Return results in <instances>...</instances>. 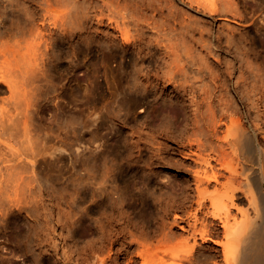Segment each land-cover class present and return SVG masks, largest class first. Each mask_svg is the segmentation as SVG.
I'll use <instances>...</instances> for the list:
<instances>
[{"label":"rangeland","instance_id":"obj_1","mask_svg":"<svg viewBox=\"0 0 264 264\" xmlns=\"http://www.w3.org/2000/svg\"><path fill=\"white\" fill-rule=\"evenodd\" d=\"M60 1L49 0L50 7L45 0H0V78L6 81H0V102L5 107L0 112V122L5 124L8 114L19 105V111L31 112L32 130L29 140L21 132L18 134L16 147L22 164L17 176L0 164V264H77L79 261L82 262L78 264H97L98 258L109 249L114 255L120 247L118 260L124 264L138 250L146 255L148 235L161 237L167 221L177 212L182 215L190 209L192 198L183 209L170 207V210L166 205L176 199L175 192L181 184L192 181L190 174L196 162L188 150H196V144L192 142V145L187 138L192 133L191 124L182 126L185 119L181 118L186 115L174 103L176 94H170V85L164 89L162 83L156 87L151 84L152 88L149 85L147 90L139 83L134 91L130 79L133 67L128 60L134 54L122 51L119 35L115 36L118 47L114 46V16L122 18L125 11L128 14L129 9L121 10V7L126 3L132 8L136 0H126L129 4L122 0L123 5L115 6L113 0L109 3L112 9L102 0H78L80 4L85 2L84 6L76 5L78 15L86 4L88 7L79 16L84 25L79 21L81 28L78 25L75 29V26L64 29L63 23L70 22L71 13L76 11L72 4H77V0H67L72 5L70 11L67 2ZM39 2L45 5H38ZM137 3L146 14L151 13L145 8L146 0ZM179 3L175 2L179 11L195 17H192L194 24L198 19V25H205L201 21L207 20L206 26L226 40L227 45L221 40V46L229 47V50L224 47L215 50L219 54L216 58V53H206L194 45V55L205 56L209 67L219 71L224 69L221 58L222 61L229 58L231 63L243 59L251 68L248 69L257 71L264 79L263 2L240 0L238 12L242 19L217 15L214 23ZM127 18L125 26L131 36L136 35L130 13ZM36 25L43 26V31L48 29L44 32L49 41L37 42L36 29H32ZM225 35L231 37L227 39ZM29 60H33L30 65ZM146 65L140 60L137 66L146 70ZM149 69L154 71L155 67ZM9 80L13 90L7 86ZM260 107L264 109V105ZM161 108L168 115V128L159 122ZM187 110L189 115L191 109ZM242 110L246 114L243 120L251 126L253 112L249 115L246 106ZM224 127L211 140L215 145L210 147H218V151H212L213 148L209 151L207 147L204 152H214L222 162L232 164L234 160L233 164L239 165L234 149L223 138ZM0 139H7V133L1 132ZM256 143L264 151V139L259 136ZM249 172L240 173V179L249 182L243 185L244 192L238 191L243 199L236 200L239 211L234 210L242 220L254 218L256 208L259 212L264 208V183L254 184L250 175L247 178ZM237 181L240 182L239 178ZM16 184L17 198L13 195ZM224 190L222 196H226ZM168 222L167 226L171 221ZM177 239L165 246L170 253H183L186 249ZM205 244L213 245L211 241ZM136 258L138 262L141 260Z\"/></svg>","mask_w":264,"mask_h":264},{"label":"bare ground","instance_id":"obj_2","mask_svg":"<svg viewBox=\"0 0 264 264\" xmlns=\"http://www.w3.org/2000/svg\"><path fill=\"white\" fill-rule=\"evenodd\" d=\"M45 1L49 4V0ZM61 1L64 2V0ZM65 1L68 4L69 0ZM102 1L109 5L113 0ZM121 1L122 0H114V6L115 4L119 5V3L123 5L124 2L121 3ZM124 1L127 2L128 0ZM134 1L131 0V2ZM176 1L186 5L192 10L200 12L201 15L203 14L207 16L208 18H205L209 19L212 23L218 19L215 18L217 15H222V17L226 18H229V15H231L234 18L242 19L240 11L238 12V4L240 3V0H146V3L148 4L145 5V8L146 10L151 11L150 14H146L147 11L144 12V8L137 3L136 0V2L132 4L130 3L132 8H129L126 3L121 7V10L129 9L130 19L133 20L132 24L135 27L134 32L136 35L133 34L135 36H131V32L129 33L130 30L125 26L124 20L125 17L128 19L127 15H129V13L126 14L127 12L125 10L126 13L122 11V18L119 17L120 19L118 17L115 18L114 16V46L118 47L117 37L115 36L119 35L122 51L134 54L132 56L130 55L131 57L128 59L130 65L133 67L130 76V79L132 80V89L136 91L139 83H141L144 88H147L149 85L151 86V84L156 87L158 84L162 83V87L166 89L170 85V94L171 92H175L176 94H174L176 96L174 103H178L177 105L182 108L180 111H184V115H186L185 118H181L185 119L183 120L185 123L182 126L186 128L191 124L192 130H188L192 131V133L189 132L192 136L188 137L190 135L188 134L187 138L192 145V142L196 144V147H194L196 150H188V154L189 151L194 154L195 157L193 156L192 158H194L196 162V164H194L195 167H193L194 165L192 166V174H190L192 175V181L188 179L192 185L187 180L185 183L183 181L184 184L179 186V191L175 192L178 198L177 196L176 199L173 197L174 199L168 201L166 205L168 206V209H170V207L173 209H183L188 204L185 205L186 201L192 198L188 205L190 209L187 212L185 211L186 213L182 215L177 214V212L173 219L170 220L171 222L169 221L170 223L167 221L169 223L168 226L166 224L167 222L165 223L166 227H164L165 225L163 224L164 229L161 237L157 238L156 236L148 235L147 239L149 240L147 241L148 246L146 249V255L144 253L145 251L138 250L135 255L129 256L128 259H126L127 261H124V264H264V208H262L260 212L256 208L255 217L248 220L238 219L236 217V211H234H239L237 201L243 199L242 193L238 194V191L244 192V188L242 189V187L245 183L249 182L248 180L242 181L239 177L240 173L243 175V172L250 171L247 175L248 179V176L250 175L251 181L257 186L264 183V151L261 150L259 144L256 143L259 136L264 139V109H260V106L264 105V79L261 74L257 73V71H251V68L243 61V59L234 60L235 63L233 61V63H231L228 61L229 58L228 60H224V57L223 61L221 58L220 63L224 64V69L219 71V69L212 70V68L209 67V62H207L205 56H198L199 54L194 55V45H199L197 48L201 47L206 53L210 54L214 52L217 54L215 50H220L221 47L227 45V42L224 39L226 44L223 43L225 45L221 46L222 41L224 42L221 33L213 31L212 27H207V22H205L207 20H205V18L202 19L205 21H201L205 23V25L202 23V25H198L197 23L200 22H198V19L194 24L195 21L192 20L193 16L188 15L189 13L186 11V13L183 12L182 9V11H179L178 8L180 7L176 6ZM260 1L264 3V0ZM140 2L142 4V1ZM84 3L85 2H82L80 4L77 0V4H72L76 7V11L75 13L72 11V13L69 12L72 16L70 17V22H68L69 19H67L66 21L68 23H63L64 29L69 27L73 29V26H75L74 29L78 27L81 28L79 24V21H81L79 20L81 19L79 17L81 11L78 15L77 6H84ZM39 4L40 2L38 5ZM68 5V11L72 10L70 9V7L72 8V5H70V3ZM87 7L86 4L85 9H87ZM112 7L109 5V8L112 9ZM85 9H83V11ZM44 12H47V10ZM84 13L87 15L86 11ZM45 14L43 16H45ZM41 15L42 14H40V16ZM84 17H82V19ZM101 19L99 21H101ZM40 21L42 20H39V22ZM43 23L45 25V22L43 21L41 22V25ZM41 25H36V27L32 29H36L35 39H37V42H42L44 40L45 43L48 40V36H46L44 31H47L48 29L43 31V26ZM46 25L48 24L46 23ZM81 25H84V23L82 24V21ZM262 26L261 33L264 36V24H262ZM44 33L47 38L44 36ZM225 33L226 31L223 34ZM230 35L233 36L234 34ZM231 36L227 37L225 35L224 37L229 39ZM46 44L48 47V43ZM152 47L156 48V51H152ZM45 48L46 47H44V49ZM224 48L229 50V47L228 49L227 47ZM204 52L202 53L204 54ZM216 54L215 56L217 58L219 54ZM213 55L214 54H212V56ZM140 60L143 63L146 62V70L137 66ZM31 63H33V60L32 62L29 60V65ZM149 66H154L155 70L151 71ZM248 67L250 69H248ZM26 69L29 68L27 67ZM31 69L34 68L32 67ZM26 71L27 70H25V72ZM30 71L34 72L33 70ZM140 76H143L141 80ZM2 80L5 81V79L0 78V81ZM11 85L12 84L9 80L7 82L8 88L12 89L13 85ZM231 92L233 95H230ZM234 102L240 104L241 111L239 110L240 107L238 104L235 106ZM245 106L247 107L249 115L252 112L254 115L251 114V126L247 125L243 120L246 114H244L242 108L244 109ZM4 108L3 101H1L0 112H2ZM18 108L14 107L12 113L8 114L6 118L7 122H5V124L0 122V133H7V139H0V164L2 163V168L14 174V176H17L22 164L20 160L21 154L16 147L18 144V134L21 132L27 140L32 136V134L30 135L32 130H30L29 127V118H31L29 114H31V112H27L28 110L26 109L21 112ZM189 108L191 109V112L187 115L186 112H189L187 110ZM251 108H255L256 110L252 111ZM159 111V122L166 124L167 127V124L170 123L168 122V115L164 113L162 108L159 109ZM222 125H225V130L223 131L225 137L223 138H226V141L228 140L227 142H229V144H227L234 149L233 151L235 154L233 155H235L234 157H236L237 162L238 160L240 161L239 165L233 164V159H235L233 158V155L232 164L222 162V160H219L220 157L218 158L213 154L218 151H216V148L218 147H210L215 145L213 143L211 144V142H213L211 140L219 135L218 133L221 130L220 127ZM166 136H168V134ZM180 137H178V139ZM182 139L185 140V138ZM216 145L218 146L219 144L217 143ZM207 147H210V149L208 148L209 151L212 150L211 148H213L212 151H215L212 153H205L204 151ZM191 149H193L192 146ZM216 154L218 155V153ZM218 163H220V165H218ZM0 170H2L1 167ZM225 170L228 171V175L227 172L226 174L224 173ZM221 177H225L226 180L222 181ZM238 178L240 182L237 181ZM246 185L247 184H245V186ZM223 189H225L226 196L221 195ZM13 191V195L16 197L17 184ZM174 228L177 229L176 232L173 231L175 230ZM176 238H178L177 241H180L178 244H181V246L186 245V249H183V253L176 251L170 253L165 248V246L169 247L167 244L169 245V243ZM209 241H211L213 245H203L204 242ZM120 248H115L114 255L111 253L112 249H109L105 256L98 258L97 264H119L118 253ZM136 256L140 257L139 259L141 260L139 262ZM81 262L82 261H79L78 263Z\"/></svg>","mask_w":264,"mask_h":264}]
</instances>
